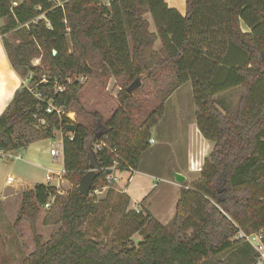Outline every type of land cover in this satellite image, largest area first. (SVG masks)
<instances>
[{"label":"trees","instance_id":"trees-1","mask_svg":"<svg viewBox=\"0 0 264 264\" xmlns=\"http://www.w3.org/2000/svg\"><path fill=\"white\" fill-rule=\"evenodd\" d=\"M59 1L0 0V18H6L1 33L20 28L24 34L15 46L3 38L11 65L22 75L31 73V84L47 73V82L35 89L65 108L79 103L82 88L78 81L67 82L68 76L92 74L95 67L123 82L119 106L92 129L45 112V104L26 86L15 91L0 115V150L16 152L32 142L15 139L13 133L18 123L35 118L47 124L43 138H50L53 129L65 132L63 167L75 182L64 195L44 183L23 190L15 228L29 222L34 229L40 206L50 197L45 222L60 226L48 241L34 233V250L22 264H200L237 246L242 241L233 238L238 228L264 229V0H185L184 15L165 0ZM157 39L161 47L156 51ZM33 57H40L41 64H32ZM54 79L64 85L63 92L54 90ZM136 80L162 87L159 104L138 122L132 109L141 105L127 90ZM187 81L198 107V128L212 149L199 180L182 189L169 226L148 209H127L125 197L107 239L87 232L91 216L103 205L82 195L77 184L85 172L98 168L91 190L102 185L112 164L111 153L94 152L92 145L107 136L122 158L119 170H136L155 117L173 90ZM234 87L241 88V95L230 115L218 108L216 95ZM71 123L75 128L68 131ZM134 232L142 239L128 245Z\"/></svg>","mask_w":264,"mask_h":264},{"label":"rangeland","instance_id":"rangeland-1","mask_svg":"<svg viewBox=\"0 0 264 264\" xmlns=\"http://www.w3.org/2000/svg\"><path fill=\"white\" fill-rule=\"evenodd\" d=\"M108 1L110 0H104L103 2L107 4ZM144 18L149 19L150 15L145 13ZM1 28L2 27L0 26V32ZM6 35L5 39L13 46L18 44L22 38H24V34L20 28H15L10 32L7 31ZM128 42H131L130 37H128ZM69 48H72L70 42ZM31 62L34 65L41 64L40 57H33ZM93 70L92 74H88V80L82 83V88L79 92V103L70 104L66 107L65 111L66 116L70 120L74 123L81 124L88 129L94 127L96 120H107L112 115L113 111L119 106L118 93L122 88L123 82L122 78L117 79V77L112 76L109 72L101 70L100 68L94 67ZM46 74L47 73L42 72L38 77H46ZM30 76L31 73L24 74L23 79L28 80ZM161 88V85L158 83H154L152 80H146L139 81L137 87L133 89V101H136L141 105L140 108L132 109V116L136 122L144 118L153 107L159 104L160 96L158 90ZM240 95L241 88L234 87L224 95H218L217 102L222 105L224 109H222L223 112L234 115ZM172 98H176V95ZM170 115L171 113L169 110L168 116ZM159 117L160 116L155 117L156 122ZM181 123L182 124L178 126L180 129L179 136L185 137L184 129L186 130V124L185 121ZM162 127L163 125L159 124H154L150 127L149 136L152 135L155 138V142H149L148 147L142 152L140 167L146 168V161L152 155L158 157V160L163 163L162 168H166L168 172V178L173 182H177L174 181L175 179L173 176V171L176 168V165L173 164V159L175 160L174 153L178 154L180 148L182 149L181 144L183 140L180 139V142L175 140V142L172 140L169 142L165 140L162 141L159 138V131ZM46 128L47 124L45 121L37 118L30 120L29 122L18 123L14 128V138L19 139L22 142L27 140H37V142L30 148L22 149L19 152L17 151L16 154L19 153L22 156L21 159L0 156V196L7 195L4 201L0 200V264H22L24 258L34 250L33 234H38L43 241H48L60 226L59 223L45 222V216L48 209H44L40 206L39 217L34 225V229L29 222H23L18 227H14V220L17 215L23 190L32 188L37 183H44L45 171L47 168L58 169L62 165L60 160H55L50 155V148L61 145V138L66 133L61 129H53L50 138H43L45 136ZM173 143L176 147L172 146ZM122 171L125 170L114 171V174L118 179L119 174ZM8 175L13 176V183L6 184V178ZM126 176H129V172H122L121 177ZM197 180H199V178L191 180V186L194 185ZM121 182L122 185H124L128 181L122 179ZM51 183H56V181L52 180ZM177 183L181 184L185 182L182 181ZM59 184L58 189L61 190L62 194H65L74 186L75 182H72L67 176H64ZM115 184L116 181H112L108 188L103 189L99 187L100 190L92 193L93 196L90 197L96 202H102L103 209L96 216H91L90 222L86 226V231L89 233L96 232L100 234L103 240L111 235L122 211L121 209L117 210V205L123 204L125 198L124 194L119 193V191L115 189ZM173 185L175 186V183L171 185L168 181L166 182V180H156L152 176H148L141 172L133 173L128 186H126L133 203L128 201L127 209H137L142 211L145 207L138 202L142 196L149 193L152 202L157 200L155 203L158 208L161 207L160 202L163 196L169 197V199H164L166 200L167 207L169 208L171 205L173 206ZM50 201L52 202V200ZM135 201H137V203H135L137 205L134 204ZM156 214L158 213L155 212V215ZM170 222L171 221L169 220L166 226H169ZM245 227V230L249 229L250 225ZM141 239L142 234L134 232L131 235V239L127 241V244L136 245ZM256 257L257 254L253 247L242 240L234 248L218 254L215 259H208L200 264H256Z\"/></svg>","mask_w":264,"mask_h":264},{"label":"crops","instance_id":"crops-1","mask_svg":"<svg viewBox=\"0 0 264 264\" xmlns=\"http://www.w3.org/2000/svg\"><path fill=\"white\" fill-rule=\"evenodd\" d=\"M19 1L20 0H12L13 4ZM165 2L168 7L176 9L181 15L185 14V0H165ZM146 19L150 21V18L149 19L146 18ZM5 23H6V18L1 17L0 26L2 27ZM150 28L151 31H154V26L152 23ZM241 28L245 32L249 31V29L245 27L243 24H241ZM6 36H7L6 33L2 34L0 32V115L3 114L7 109L11 99L15 94V91L26 83V79H23V75L21 74V71H18L16 68H14L8 59L5 47L3 45V38H6ZM160 47H161L160 40L157 39L154 43L153 49L157 51L160 49ZM238 55L241 58L243 57L241 53H238ZM229 90L230 89L217 94L216 97H218V95H222V94L224 95ZM192 91H193V87L190 81L182 83L177 88H175L173 92L165 100L163 104V112L161 116L158 118V121L155 123L156 125L157 124L163 125V127L160 129L161 133L159 131V138L162 141L165 140L169 142L171 140L172 141L174 140L179 141L180 139L183 140L181 144L182 149L180 148L178 154L174 153L175 160L173 159V164L176 165L174 171L181 173L185 176V180H184L185 183L179 184L177 182H173L172 180H170L168 178V172L166 168L164 169L162 168L163 163L160 162V160H158V157H155L153 155L151 156L152 158L149 157V159L146 161L145 164L146 168L140 167V162H139V165L136 169L137 173L141 172L148 176H152L156 180L158 179L166 180V182L168 181L171 185L175 183V186L173 185L174 196H172V198H174L173 206L171 205L168 208L166 205V200L164 199L165 198L169 199V197L163 196L160 202L161 207L158 208L155 203L157 200L152 202L151 197L149 196L150 193L142 196L138 202L139 204L141 203L143 207L148 209L161 223L165 225L169 220L171 221L173 218L175 212L174 205L176 206V202L181 195L182 189L191 187L190 181L199 178V173L203 166V162L205 158L208 157V154L212 149V143L202 135L201 131L198 128L196 122L198 107L194 103ZM174 95H176V98H172L174 97ZM218 108L223 112L224 109L222 105L218 104ZM169 110L171 113L170 116H168ZM188 114H189V118H188ZM184 121L186 124V130L184 129L185 137H180L179 136L180 129L178 126H180L182 124L181 122ZM164 133L167 135H165ZM150 138L153 139L152 142H155V138L152 135L150 136ZM36 142L37 140L32 141L26 147L21 148L17 151L19 152L22 149L30 148ZM172 146L176 147L174 143ZM17 151L15 153H17ZM21 158L22 156L20 155V159ZM61 163H62L61 165L62 167L63 162ZM47 169L45 171V174L47 172ZM122 172H120L119 174V179L117 178L116 180L115 189L118 190L119 193L124 194L129 202H132L131 196L127 191L128 188H126V186H128L131 180L132 175L121 177ZM122 179H125L128 182L122 185L121 182ZM6 184L9 183L6 182ZM162 194L164 195L163 192ZM6 196L7 195H3L2 197L0 196L2 198V199L0 198V200L4 201ZM135 203H137V201H135L134 204ZM155 212H157L158 214L155 215Z\"/></svg>","mask_w":264,"mask_h":264},{"label":"built area","instance_id":"built-area-1","mask_svg":"<svg viewBox=\"0 0 264 264\" xmlns=\"http://www.w3.org/2000/svg\"><path fill=\"white\" fill-rule=\"evenodd\" d=\"M56 1L58 4H60L59 0H54ZM47 77H41L36 83L31 84L29 82V79L26 80V83L23 84V86H26L28 91L39 101V102H43L45 104V112L47 113H55L57 114L58 117H60L61 115H66L65 111L66 108L62 105H58L56 104L53 99L51 98H46L44 96V94L41 91H38L35 89V86L39 83H45L47 82L46 80ZM89 75L88 74H79L77 76H68L66 78L67 82H72V81H78L79 83H84L88 80ZM29 83V84H28ZM54 83V90L58 93H61L64 91L65 87L62 83H59L57 81V79H54L53 81ZM107 136L102 137L101 139H98L93 145V151L97 152V151H101L103 149H106L109 153L112 154V164L111 166H109L107 168V170H109V173H106L105 176V182L102 185H98L97 187H95L93 190H90L88 195L90 197H92V193L97 192L98 190H100V188H108L110 187V183H112V181H116L117 180V176L114 174V171H120L118 168V164L121 161V157L117 151V148L114 145L109 144L107 141ZM153 139L149 138V142H152ZM50 155L55 159V160H60L61 162H63V152H62V143L61 145H58L57 147H52L50 148ZM0 156H5V157H15L16 159H20V154H16L13 151H4V150H0ZM98 170V168H96ZM125 171L129 172V176H131L133 173L136 172L135 169H133L132 167H127V169ZM64 176H66V171L64 170V167H60L58 169H51L48 168L47 172L45 174V181L44 184L45 185H53L56 187L57 189V194H62L61 190L58 189L59 187V183L60 180L64 178ZM52 180H55L56 183H51ZM6 182L7 183H13L14 182V178L12 175H8L6 178ZM100 187V188H99ZM66 194V193H65ZM52 197H50L43 205L42 207L44 209H48L51 205V201ZM137 210V209H136ZM138 211V210H137ZM234 239H241L245 242H247L248 244H250L253 249L255 250L257 257H256V264H264V229L260 228L258 230H245L242 228H238L237 232L235 233Z\"/></svg>","mask_w":264,"mask_h":264},{"label":"water","instance_id":"water-1","mask_svg":"<svg viewBox=\"0 0 264 264\" xmlns=\"http://www.w3.org/2000/svg\"><path fill=\"white\" fill-rule=\"evenodd\" d=\"M53 53L55 54L56 51L53 50ZM263 73H264V70H263ZM138 83H139L138 80L134 81L132 84H130L127 87V90L132 93L133 89L135 87H137ZM74 128H75L74 123L68 124V126H67L68 131H73ZM106 173H109V170H107ZM98 175H99V170H97L96 168H92V169L88 170L87 172H85L79 179V182L77 184V190L82 195L87 196ZM173 176H174L175 181H177V182H182L185 180V176L181 173L176 172V171H173Z\"/></svg>","mask_w":264,"mask_h":264},{"label":"bare ground","instance_id":"bare-ground-1","mask_svg":"<svg viewBox=\"0 0 264 264\" xmlns=\"http://www.w3.org/2000/svg\"><path fill=\"white\" fill-rule=\"evenodd\" d=\"M201 150H202V148H201ZM199 151V150H198ZM205 152V151H204ZM199 153V152H198ZM201 159V158H200ZM195 166V165H194ZM197 167V166H196Z\"/></svg>","mask_w":264,"mask_h":264}]
</instances>
